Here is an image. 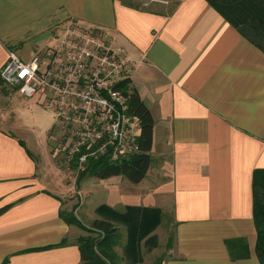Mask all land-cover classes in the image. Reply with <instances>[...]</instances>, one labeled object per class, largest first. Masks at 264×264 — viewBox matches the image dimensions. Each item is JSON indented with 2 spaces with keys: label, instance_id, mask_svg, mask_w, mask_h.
I'll use <instances>...</instances> for the list:
<instances>
[{
  "label": "crops",
  "instance_id": "crops-1",
  "mask_svg": "<svg viewBox=\"0 0 264 264\" xmlns=\"http://www.w3.org/2000/svg\"><path fill=\"white\" fill-rule=\"evenodd\" d=\"M72 23L104 31L124 51L133 62L126 89L153 119L151 163L130 189L136 202L119 205L160 211L134 264L160 248L161 225L166 243L155 263L259 264L252 177L264 170V52L205 0H0V71L9 53L28 62L55 48ZM30 135L20 124L0 127V264H80L81 233L60 216L69 202L43 174L45 148ZM111 178L99 181L104 190L121 192ZM117 200L96 207L94 220ZM116 226L126 234L120 264H131L128 233Z\"/></svg>",
  "mask_w": 264,
  "mask_h": 264
},
{
  "label": "built area",
  "instance_id": "built-area-1",
  "mask_svg": "<svg viewBox=\"0 0 264 264\" xmlns=\"http://www.w3.org/2000/svg\"><path fill=\"white\" fill-rule=\"evenodd\" d=\"M132 67L107 33L72 23L55 48L34 54L28 62L9 53L0 81L25 99L39 98L52 114L56 152H62L70 167L75 159L77 179L88 159L118 161L138 152L141 123L129 113L125 95L131 93L126 81Z\"/></svg>",
  "mask_w": 264,
  "mask_h": 264
},
{
  "label": "trees",
  "instance_id": "trees-1",
  "mask_svg": "<svg viewBox=\"0 0 264 264\" xmlns=\"http://www.w3.org/2000/svg\"><path fill=\"white\" fill-rule=\"evenodd\" d=\"M211 8L231 26H233L245 39L264 52V0H205ZM127 83V81H126ZM6 85L0 81V92L7 95ZM15 89V88H14ZM127 95L128 110L130 114L138 117L141 123V133L138 138V152L118 161H110L107 156L97 159H88L85 171L79 176L88 175L105 180L111 177L122 176L132 185L139 184L145 177L150 166V152L153 142V119L140 100L135 90ZM84 151H82L83 153ZM74 161L71 166L74 168ZM253 195V221L257 233L255 254L259 264H264V170H255L252 177ZM106 219H96L92 228L100 233L96 240H77L81 261L80 264H120L121 260L116 254L119 246V227L121 224L128 233V242L125 246L127 262L134 264L141 261L140 249L142 241L158 226L160 211L155 209H139L127 207L116 221L110 217L112 211L108 207L97 210ZM61 218L70 226L80 227L73 217L60 213ZM151 221L152 226L147 222ZM116 223V224H115ZM156 243V238L148 240ZM64 245V243L59 246Z\"/></svg>",
  "mask_w": 264,
  "mask_h": 264
},
{
  "label": "rangeland",
  "instance_id": "rangeland-1",
  "mask_svg": "<svg viewBox=\"0 0 264 264\" xmlns=\"http://www.w3.org/2000/svg\"><path fill=\"white\" fill-rule=\"evenodd\" d=\"M6 89L7 95L4 96L0 93V127L12 129L13 126H19L20 124L21 127H24L31 134L30 137L34 138L41 149L45 148V153H42L44 156L40 157L45 166L49 168H46L44 172L45 167H43V174H47L50 180L55 181L59 189L64 190L65 193L62 197L65 199V203L69 202V207L64 209L63 214L67 217H73L77 221L80 227H73L81 233V239L86 241L96 240L100 236V233L91 226L94 221V209L102 204L112 206V203L107 202V198H118L119 200L113 204L112 208L108 207L109 211H112L110 217L116 221V218L124 213L123 207H119L121 205L120 200H122V204L124 202L125 204H133L136 202V197L132 193L134 190H130L134 189L135 186L130 185L124 177H112L110 179L112 181H122L124 188L120 192L119 187H113L112 190L109 187L107 190H104L105 188H103L102 182H99L101 179L88 176L89 174L78 176L76 179L75 171L72 169L73 167H70L66 163L62 152L60 150L56 152V146L46 143L47 134L54 125L52 114L39 105L37 98H20L13 86H7ZM27 144L30 146L28 141ZM47 146L48 150L46 153ZM125 185L129 188H125ZM160 227L156 234L160 238V248L152 253V255L144 252V256H147L145 264H154L155 257L164 251L166 243L164 230H166V226L161 225ZM118 231V247H120L125 242L126 234L122 228H119ZM169 237L171 238V235ZM116 254L118 256L122 255L119 248L116 249ZM158 261L155 264H158Z\"/></svg>",
  "mask_w": 264,
  "mask_h": 264
}]
</instances>
